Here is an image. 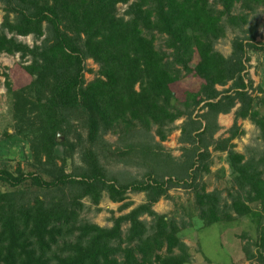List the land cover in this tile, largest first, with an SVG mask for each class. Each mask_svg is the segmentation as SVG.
Here are the masks:
<instances>
[{
  "label": "trees",
  "instance_id": "1",
  "mask_svg": "<svg viewBox=\"0 0 264 264\" xmlns=\"http://www.w3.org/2000/svg\"><path fill=\"white\" fill-rule=\"evenodd\" d=\"M118 2L126 3L123 14ZM0 4V52L19 54L15 72L25 81L15 85L4 73L13 134L29 151L22 169L0 164V184L9 185L0 187V264H183L187 253L177 225L152 208L176 186L193 191L197 214L207 223L232 218L230 211L254 216V264H264V146L258 155L245 156L230 142L242 132L237 118L247 117L264 145V113L258 110L263 97L250 95L244 63L247 51L263 46L254 41L253 24L242 29L247 34L231 38L227 55L213 46L225 24L240 27L264 0ZM155 33L163 35V48L155 46ZM27 34L38 42L17 38ZM86 58L97 64L87 80ZM186 74L197 85L177 95L174 84ZM231 109L227 135L214 136L217 114ZM179 117L180 153L174 156L162 140ZM110 130L117 132L114 140L103 136ZM209 146L226 151L233 188L227 202L199 180L208 171ZM102 190L111 200H122L127 190L143 191L145 198L109 226L78 219L81 198L97 202Z\"/></svg>",
  "mask_w": 264,
  "mask_h": 264
},
{
  "label": "rangeland",
  "instance_id": "2",
  "mask_svg": "<svg viewBox=\"0 0 264 264\" xmlns=\"http://www.w3.org/2000/svg\"><path fill=\"white\" fill-rule=\"evenodd\" d=\"M126 3H117V13L123 14ZM240 10L239 2H235L232 12L236 13ZM243 11H247L244 9ZM8 17L12 18V11H8ZM4 8L0 4V22L3 19ZM247 22L240 27L230 24L224 25V32L219 36L213 46L223 55L230 52V40L237 34H247L248 31H242L247 25L253 24L256 35L254 41L262 44L263 48L257 46L254 50L247 51L248 59L244 62L249 77L252 79L250 95L256 99L263 97L258 107L259 114L264 113V5L257 6L253 11L247 12ZM6 32V31H5ZM7 35L10 33L6 32ZM17 38L28 43L38 42L30 34L17 35ZM153 42L156 47L163 46V35L155 33ZM26 58V57H25ZM23 58V59H25ZM19 60L17 52L7 53L0 52V164L18 163L19 169L25 167V160L29 156L27 142L13 134L12 117L10 113L9 91L7 90V80L9 79L15 85L23 82V75L15 72L16 62ZM97 64L91 59L84 60V78L90 79L95 74ZM10 73L8 79L4 73ZM196 81L191 74L183 75L179 81L175 82L174 89L177 95H181L183 88L195 87ZM226 85V84H225ZM225 85L216 84L217 88ZM233 109V108H232ZM232 109L228 112H231ZM181 117L175 119L170 124V129L166 137L162 140L163 146L174 156L180 153L179 143L177 141L179 129L178 125ZM218 121V120H217ZM219 123V122H218ZM237 123L242 132L230 139L232 148L236 151L243 152L245 156L258 155L263 149V142L259 136L258 127L247 117L237 118ZM220 125V124H219ZM225 129V128H224ZM223 128L220 127L214 133V136L227 135ZM84 134V130H81ZM117 135L116 131H107L103 134L108 140H114ZM62 137L59 136L58 139ZM210 158L208 159V171L203 172L200 182L203 183L205 190L216 189L219 193L220 201H229V194L233 192L231 187L232 175L228 166L226 151L213 149L209 146ZM75 160L81 162L78 151L74 153ZM12 165V167H13ZM131 175L133 173H130ZM27 188L32 186L25 185ZM0 187L7 188L8 184H0ZM145 198L143 191L127 190L122 200H111L106 190H102L97 202H93L89 196L81 198L82 205L77 209V218L88 220L99 225L109 226L112 218L120 213L128 211L137 203ZM126 205H123L125 204ZM254 207L255 202H249ZM152 208L159 212L165 213L168 218L172 219L177 225V235L181 241L185 243L187 258L183 264H254L257 262L255 255L257 254V233L258 224L254 216L249 214H235L230 211L232 218L222 219L212 223L202 220L197 214L196 203L193 191L190 188L181 186L171 187L167 190V195L159 197L152 203ZM146 223H149L150 217L142 214ZM264 217L261 218V222ZM128 222L121 224L122 234L125 233ZM161 251L164 250L162 246ZM174 252H179V248L174 247Z\"/></svg>",
  "mask_w": 264,
  "mask_h": 264
},
{
  "label": "crops",
  "instance_id": "3",
  "mask_svg": "<svg viewBox=\"0 0 264 264\" xmlns=\"http://www.w3.org/2000/svg\"><path fill=\"white\" fill-rule=\"evenodd\" d=\"M217 120L221 125V128H226L230 125L232 121V111L231 112H219L217 114Z\"/></svg>",
  "mask_w": 264,
  "mask_h": 264
},
{
  "label": "water",
  "instance_id": "4",
  "mask_svg": "<svg viewBox=\"0 0 264 264\" xmlns=\"http://www.w3.org/2000/svg\"><path fill=\"white\" fill-rule=\"evenodd\" d=\"M58 139V138H57Z\"/></svg>",
  "mask_w": 264,
  "mask_h": 264
}]
</instances>
